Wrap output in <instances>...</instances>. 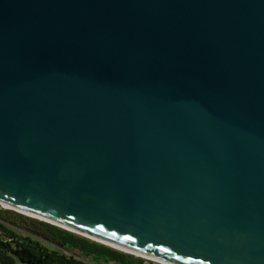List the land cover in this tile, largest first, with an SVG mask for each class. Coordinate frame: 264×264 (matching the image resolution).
Wrapping results in <instances>:
<instances>
[{
    "label": "water",
    "instance_id": "water-1",
    "mask_svg": "<svg viewBox=\"0 0 264 264\" xmlns=\"http://www.w3.org/2000/svg\"><path fill=\"white\" fill-rule=\"evenodd\" d=\"M0 202L172 264H264V0H0Z\"/></svg>",
    "mask_w": 264,
    "mask_h": 264
},
{
    "label": "trees",
    "instance_id": "trees-1",
    "mask_svg": "<svg viewBox=\"0 0 264 264\" xmlns=\"http://www.w3.org/2000/svg\"><path fill=\"white\" fill-rule=\"evenodd\" d=\"M58 226L0 209V264H145Z\"/></svg>",
    "mask_w": 264,
    "mask_h": 264
},
{
    "label": "built area",
    "instance_id": "built-area-1",
    "mask_svg": "<svg viewBox=\"0 0 264 264\" xmlns=\"http://www.w3.org/2000/svg\"><path fill=\"white\" fill-rule=\"evenodd\" d=\"M0 209H4V210H9L8 208H6L3 204L0 203ZM140 258V257H139ZM142 259H144L146 261L145 264H168L166 262L163 261H159V260H155V259H149V258H144L141 257ZM170 264V263H169Z\"/></svg>",
    "mask_w": 264,
    "mask_h": 264
},
{
    "label": "bare ground",
    "instance_id": "bare-ground-1",
    "mask_svg": "<svg viewBox=\"0 0 264 264\" xmlns=\"http://www.w3.org/2000/svg\"><path fill=\"white\" fill-rule=\"evenodd\" d=\"M1 203V202H0ZM1 204H3V203H1ZM6 208H8V209H14L13 207H11V206H9V205H6V204H3ZM139 256H141V257H144V258H149L148 256H144V255H142V254H139ZM149 259H155V260H159V259H156V258H149ZM160 261V260H159ZM162 261V260H161ZM163 262H165V261H163ZM167 263V262H166ZM169 264V263H168ZM170 264H172V263H170Z\"/></svg>",
    "mask_w": 264,
    "mask_h": 264
},
{
    "label": "rangeland",
    "instance_id": "rangeland-1",
    "mask_svg": "<svg viewBox=\"0 0 264 264\" xmlns=\"http://www.w3.org/2000/svg\"><path fill=\"white\" fill-rule=\"evenodd\" d=\"M13 211V210H12ZM16 212V211H15ZM18 213V212H17ZM21 214V213H20ZM135 257H140L141 258V256H135Z\"/></svg>",
    "mask_w": 264,
    "mask_h": 264
}]
</instances>
